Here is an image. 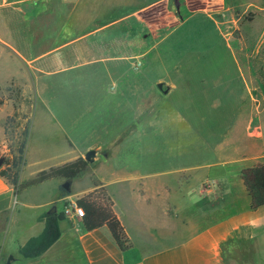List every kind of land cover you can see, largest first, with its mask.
<instances>
[{
	"label": "crops",
	"instance_id": "obj_1",
	"mask_svg": "<svg viewBox=\"0 0 264 264\" xmlns=\"http://www.w3.org/2000/svg\"><path fill=\"white\" fill-rule=\"evenodd\" d=\"M150 5L139 6L137 0L1 1L0 54L17 62L20 71L0 83V87L16 79L23 89H33L35 96L30 104L38 106L36 124L40 131L50 129L54 136L51 141L40 137L31 145L29 134L19 182L24 184L41 171L85 158L88 150L97 152L95 160L88 162L87 171L72 180L70 189L63 187L65 177L54 176L24 186L16 193L14 185L0 175V249L11 237V241L18 244L16 257L11 262L222 264L225 242L254 235H257L259 249L264 250V205L250 209L251 197L241 174L243 169L264 162V107L259 108L263 100L253 94L255 84L248 76L245 81L250 100L230 131L224 134V139L212 146L206 139L188 150L212 151L210 159L163 170L113 160L117 154L116 144L126 141L123 137L128 132L136 137L138 130L142 131L143 127L136 121L142 118L150 122L155 116L164 119L167 97L179 89L177 83L159 78L149 88L152 95L149 106L134 104L131 108L126 89H132V83L119 82V68L131 69V59L139 52V35L146 36L149 30L152 38L157 35L153 34L150 22L138 14ZM123 22L126 27L118 28ZM223 22L217 19L215 24L218 27ZM180 23L183 21L177 25ZM263 36L260 34L259 39ZM75 59H80L83 67L100 65L98 71L111 82L92 85L82 100L80 115L74 120L73 116L54 111L53 106L59 110L56 106L60 104L37 95L35 80L42 74L59 76L76 69ZM159 83H164L163 89L159 88ZM156 89L162 95H154ZM121 97H124V105L130 102L128 108L123 109L119 103L108 104ZM2 100L0 108L11 105V109L0 116V152L4 153L8 148L4 121L15 111V105ZM65 101L62 103L71 105L76 100ZM98 104L102 106L97 108ZM98 110L97 120L104 124L100 135H90L91 141L83 140V136L75 139L69 131L70 123L96 120ZM27 115L29 127L30 113ZM82 132L79 128L78 135L85 134ZM187 148L179 152L185 153ZM61 187L67 193L63 194ZM99 188H104L112 199L114 211L126 229L129 240L126 249L120 247L107 225L88 230L83 218L65 216L59 223L61 236L51 247L37 258L21 255L20 249L28 239L43 231L42 216L54 205L57 212H63L67 203L77 202ZM216 197L225 204L202 209L203 204ZM197 212L203 215L201 220L187 223V218Z\"/></svg>",
	"mask_w": 264,
	"mask_h": 264
},
{
	"label": "rangeland",
	"instance_id": "obj_2",
	"mask_svg": "<svg viewBox=\"0 0 264 264\" xmlns=\"http://www.w3.org/2000/svg\"><path fill=\"white\" fill-rule=\"evenodd\" d=\"M137 3L139 6L152 4L138 14L150 22L153 34L157 35L152 38L151 30L147 31L146 36L141 33L137 43L139 52L131 59L132 68H119V82L132 83V89H126L131 108L134 104L149 106L152 99L149 88L159 78L177 83L179 89L167 97V115L164 119L155 116L152 120L154 124L149 119L139 118L136 121L143 127L142 131L138 130L136 137L128 132L123 137V141H126L121 145L116 144L117 154H114L113 160L163 170L210 159L212 151L188 150L201 141L206 142V139L210 140L211 146L224 139V134L230 131L234 120L250 100L246 76L255 84L253 94L263 100L259 108L264 107V36L259 39L260 34L264 35V0H137ZM207 13L217 16L211 17ZM191 14L195 15L189 18ZM217 19L224 21L218 27L215 24ZM180 21L183 23L177 25ZM125 25L123 22L117 27L124 29ZM73 62L77 64L76 69L59 76L42 74L35 80V87L38 96L60 104L56 106L59 110L53 106L55 112L65 116L68 114L75 120V116L81 113L82 100L92 85L95 82L108 84L111 80L98 71L100 65L83 67L80 59ZM25 64L29 66L27 62ZM19 71L17 62L0 54V83H5ZM156 90L154 95H162ZM34 96L33 89H23L16 79L0 87V99L15 105V111L20 113L16 122L8 126L7 144L21 138L28 113L31 145L40 137L45 141L53 139L50 129L40 131L36 124L38 106L32 107L30 104ZM65 99L76 100L73 101L75 105L63 104ZM114 103L121 104L123 109L130 105V102L124 105V97L108 102L111 105ZM10 109L11 105L0 108V116ZM98 112H95V116ZM103 125L96 116V120L71 122L69 131L75 139L83 136V140L91 141L89 136L100 135ZM79 128L85 134L79 136ZM186 146L185 153L179 152ZM5 153H8V148L4 153L0 152L1 156ZM208 201L202 205V209H213V204L219 208L225 204L220 197ZM202 216L197 212L187 218V223L198 222ZM11 239L0 249V264H7L10 256L16 257L18 244ZM223 248L222 264H264V250L258 247L257 235L230 239ZM11 264H17V261Z\"/></svg>",
	"mask_w": 264,
	"mask_h": 264
},
{
	"label": "trees",
	"instance_id": "obj_3",
	"mask_svg": "<svg viewBox=\"0 0 264 264\" xmlns=\"http://www.w3.org/2000/svg\"><path fill=\"white\" fill-rule=\"evenodd\" d=\"M2 102L3 100L0 99V104ZM19 115L20 113L15 111L6 117L4 121L6 140L8 137L9 124L16 122ZM28 136L29 127L27 123L21 133V138L8 143V153L2 155L5 157V160L4 164L0 167V175L14 185L16 193H18L24 186L40 182L50 177L63 176L67 180H73L87 171L89 164L88 161L83 157H79L63 166L52 167L49 170L41 171L36 178L21 184L19 182V176L22 166L25 164L24 153ZM2 156L0 154V157ZM241 174L246 189L251 197L250 209L254 210L264 205V162H259L253 167L243 169ZM61 189L63 194L67 193V190L63 187H61ZM77 204L85 210L83 221L88 230L107 225L122 249H126L129 246L126 229L118 215L115 213L113 201L104 188L96 189L78 199ZM64 218V212L56 211L55 213H45L42 216V219L45 221L43 231L28 239L25 245L20 249L21 255L24 258H37L51 247L61 236L59 223ZM228 242H225L223 246Z\"/></svg>",
	"mask_w": 264,
	"mask_h": 264
},
{
	"label": "water",
	"instance_id": "obj_4",
	"mask_svg": "<svg viewBox=\"0 0 264 264\" xmlns=\"http://www.w3.org/2000/svg\"><path fill=\"white\" fill-rule=\"evenodd\" d=\"M159 88H163V84L162 83H159L158 84ZM96 150L95 149H91V150H88L86 153H85V159L88 161V162H93L95 160V157H96ZM4 160H5V157L2 156L0 157V167L4 164ZM71 182L72 180H67L64 184H63V187L66 188V189H70V186H71ZM57 211V207L56 205H54L49 211L48 213H55ZM14 259V256H10L9 257V260L7 262V264H10L11 261Z\"/></svg>",
	"mask_w": 264,
	"mask_h": 264
},
{
	"label": "built area",
	"instance_id": "obj_5",
	"mask_svg": "<svg viewBox=\"0 0 264 264\" xmlns=\"http://www.w3.org/2000/svg\"><path fill=\"white\" fill-rule=\"evenodd\" d=\"M63 212L65 216L69 218H73L75 216L82 219L85 214L83 207L79 206L77 202L74 201L67 203Z\"/></svg>",
	"mask_w": 264,
	"mask_h": 264
}]
</instances>
